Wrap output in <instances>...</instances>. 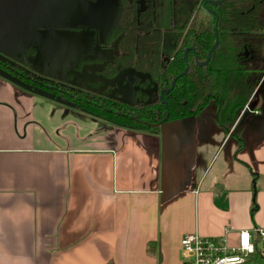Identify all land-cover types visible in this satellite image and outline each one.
Instances as JSON below:
<instances>
[{"label": "crops", "instance_id": "0c3cea01", "mask_svg": "<svg viewBox=\"0 0 264 264\" xmlns=\"http://www.w3.org/2000/svg\"><path fill=\"white\" fill-rule=\"evenodd\" d=\"M260 82L217 161L215 106L146 131L0 73V264H182L189 232L264 227Z\"/></svg>", "mask_w": 264, "mask_h": 264}, {"label": "trees", "instance_id": "16d2710c", "mask_svg": "<svg viewBox=\"0 0 264 264\" xmlns=\"http://www.w3.org/2000/svg\"><path fill=\"white\" fill-rule=\"evenodd\" d=\"M151 1L146 18L149 11L141 9V0H119V23L105 34L115 41L118 54L103 74L110 77L120 68L137 66L158 79L164 88L160 91L176 77L172 88L154 101L132 103L69 79L28 76L20 65L0 66L33 89L60 95L80 109L126 127L157 131L163 121L196 115L213 102L217 119L228 129L264 72V0ZM69 12L74 19L81 14L77 1ZM121 14L125 22L120 21ZM143 15L146 21H140ZM246 264H264V245L256 243Z\"/></svg>", "mask_w": 264, "mask_h": 264}, {"label": "rangeland", "instance_id": "374dc122", "mask_svg": "<svg viewBox=\"0 0 264 264\" xmlns=\"http://www.w3.org/2000/svg\"><path fill=\"white\" fill-rule=\"evenodd\" d=\"M75 1L81 10L76 19L69 12ZM149 1L141 0L140 3L145 13L149 11L146 18L152 11L150 6L147 7ZM118 4L119 0H56L50 10L31 25L0 27V63L13 67L20 65L27 75L40 79H69L78 85H89L132 103L154 101L160 98L163 87L153 74L137 66L120 68L110 77L103 74L106 66L113 62V56L118 54L115 41L105 38L109 28L119 23ZM145 17L143 15L140 21H146ZM121 18L126 21L123 14L120 15V21ZM82 23L87 26L81 30L58 27ZM76 45L81 49H89L83 60L72 59L79 53L73 55ZM258 88V93L263 94L264 82H260ZM214 106L211 102L205 108L212 112ZM234 123L235 120L228 132L224 129L226 138L235 132ZM234 141L232 136L224 140L216 154L217 161L226 154Z\"/></svg>", "mask_w": 264, "mask_h": 264}, {"label": "built area", "instance_id": "2783aa9c", "mask_svg": "<svg viewBox=\"0 0 264 264\" xmlns=\"http://www.w3.org/2000/svg\"><path fill=\"white\" fill-rule=\"evenodd\" d=\"M256 243L264 245V227L240 229L234 245L226 244L221 237L189 232L181 238L182 264H246Z\"/></svg>", "mask_w": 264, "mask_h": 264}, {"label": "water", "instance_id": "95a60500", "mask_svg": "<svg viewBox=\"0 0 264 264\" xmlns=\"http://www.w3.org/2000/svg\"><path fill=\"white\" fill-rule=\"evenodd\" d=\"M56 0H0V27H7L9 25H20L28 26L33 24L39 17L48 12L54 5ZM219 1V0H217ZM214 33L216 34V26L213 27ZM218 43V37L216 35V41L213 48ZM212 48V49H213ZM211 50L208 52V60ZM188 66L185 67L182 73H185ZM0 73L12 77L15 80H19L6 68L0 66ZM176 77L171 80V85L167 90L160 93L162 97L163 93L172 88ZM168 112L164 119L167 118Z\"/></svg>", "mask_w": 264, "mask_h": 264}, {"label": "flooded vegetation", "instance_id": "af4514ba", "mask_svg": "<svg viewBox=\"0 0 264 264\" xmlns=\"http://www.w3.org/2000/svg\"><path fill=\"white\" fill-rule=\"evenodd\" d=\"M1 64H4V63H1ZM4 65H6V66H9V65H7V64H4ZM10 68H12V69H14L12 66H9ZM9 68V69H10ZM8 70V69H7ZM28 76H30V75H28Z\"/></svg>", "mask_w": 264, "mask_h": 264}]
</instances>
